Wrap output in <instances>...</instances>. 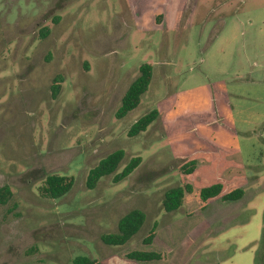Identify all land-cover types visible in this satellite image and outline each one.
Returning <instances> with one entry per match:
<instances>
[{
  "label": "rangeland",
  "instance_id": "obj_1",
  "mask_svg": "<svg viewBox=\"0 0 264 264\" xmlns=\"http://www.w3.org/2000/svg\"><path fill=\"white\" fill-rule=\"evenodd\" d=\"M146 62L151 84L118 119ZM254 63L264 65V0H0V187L13 192L0 203V264H73L78 255L101 264H264V143L254 133L244 150L262 172L246 177L223 98L226 80ZM57 75L64 81L53 98ZM154 108L159 117L129 136ZM117 149L125 151L117 172L138 155L140 165L87 189L89 170ZM190 159L198 166L186 175ZM53 173L74 178L58 199L40 193ZM214 182L245 194L201 203L197 190ZM185 183L195 192L165 211V192ZM135 208L147 216L140 231L125 245L105 244L102 234ZM136 250L161 259L134 260Z\"/></svg>",
  "mask_w": 264,
  "mask_h": 264
},
{
  "label": "trees",
  "instance_id": "obj_2",
  "mask_svg": "<svg viewBox=\"0 0 264 264\" xmlns=\"http://www.w3.org/2000/svg\"><path fill=\"white\" fill-rule=\"evenodd\" d=\"M49 33V28H43L40 31V36L45 38ZM153 77V66L150 63H143L139 67V75L132 81L127 88L121 105L116 111V117L121 119L128 113L134 110L141 102L142 95L148 90ZM64 77L57 75L51 86V94L53 98H57L62 89ZM160 109L154 108L138 118L128 130L129 136H136L145 132L149 126L159 117ZM125 151L117 149L106 157L102 158L99 163L89 170L86 178V188L89 190L95 189L103 177L114 175L113 180L118 183L128 176H130L136 168L140 165L142 157L140 155L133 157L121 171L117 172L123 159ZM198 166L197 159H190L183 163L182 172L184 174L193 173ZM74 186V178L60 175L50 174L44 180L40 187L42 196L50 199H58L66 195ZM195 192L192 183H185L169 188L165 192L163 206L165 211L173 212L181 208L190 197V194ZM245 194L244 188L236 187L225 192V185L222 182H214L209 185L202 186L197 190V196L201 203H208L209 201L222 197L225 201H238ZM13 192L9 185L0 187V203H7L12 197ZM146 213L138 208L132 209L126 213L119 221L118 230L116 232L104 233L101 236L102 241L107 245L122 246L127 244L134 235H136L146 221ZM154 232L150 233L144 242L152 243ZM264 246V238L263 244ZM130 258L140 262H150L161 259V254L155 251L136 250L130 253ZM44 264V263H39ZM73 264H101L99 261L87 255H78L73 259Z\"/></svg>",
  "mask_w": 264,
  "mask_h": 264
},
{
  "label": "crops",
  "instance_id": "obj_3",
  "mask_svg": "<svg viewBox=\"0 0 264 264\" xmlns=\"http://www.w3.org/2000/svg\"><path fill=\"white\" fill-rule=\"evenodd\" d=\"M254 64L255 69L244 72L240 70L242 68H239L229 80H226L223 98L230 109L231 121L229 126L230 130L236 134V138H234L236 144L234 143L232 150H236L239 153L241 158L240 168L245 172L254 168L256 169L254 170L256 171V176L259 177L262 174L259 171L261 163L250 160L244 153V150L254 148V133L255 135L258 134V137L264 143V65ZM206 142L208 146L214 149V152H230V150L218 144H211L208 140ZM216 162L213 161L212 163L216 164ZM221 165L225 167L227 174L233 172L232 166L234 164L228 162L226 158L221 162ZM246 177H249L248 172ZM240 187L242 188L241 185Z\"/></svg>",
  "mask_w": 264,
  "mask_h": 264
}]
</instances>
